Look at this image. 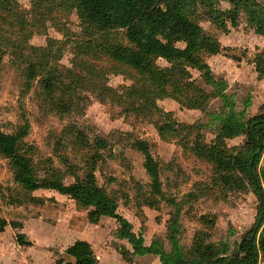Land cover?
<instances>
[{
    "label": "rangeland",
    "instance_id": "obj_1",
    "mask_svg": "<svg viewBox=\"0 0 264 264\" xmlns=\"http://www.w3.org/2000/svg\"><path fill=\"white\" fill-rule=\"evenodd\" d=\"M255 1V8L264 18V0ZM209 2L211 7L221 11L220 24L217 10L213 11V16L208 6L200 5L194 19L220 41L221 50L205 54L203 59L216 79L226 81L225 92L235 110L244 112L246 123L264 111V74L257 73L253 62L254 56L264 50V31L256 30L244 10H236L230 17L225 12L232 8L228 0ZM18 4L26 21L32 24L33 33L27 43L42 47L50 42L51 50H57L50 62L57 66V75L65 84L68 80L61 73L65 69L76 74L78 83H88L74 90L68 109L54 105L38 93L36 79L30 88L23 87L21 68L25 63L12 51V41L20 39L19 32L8 30L1 34L10 37L11 42L2 44L0 40V129L12 133L25 120L28 122L24 150L32 158L35 177L47 176L50 168L60 171L71 168L83 177L92 166L97 184L116 200L117 212L130 223L131 231L142 235L145 245L158 241L167 251L171 249L167 226L175 207L167 199H173L180 207L176 237L183 251L191 245L195 234L202 235L207 243L227 242L236 249V243L252 226L257 198L249 187L228 188L214 183L212 165L191 150L195 136L199 135L201 142H212L217 130L213 117L227 110L222 107L223 102L214 97L207 99L202 107L190 108L165 96L155 99L159 111L151 105L140 106L134 100L136 97L127 102L126 88L140 79L138 73L114 63L98 49L93 51L95 47L87 54L77 53L78 38L87 37L89 44L94 41L100 47H109V43L124 40L122 31L111 35L99 32L91 37L74 9H58L40 22L42 18L37 19L36 12L32 11L31 0H18ZM176 45L183 43L176 42ZM20 54L33 57L25 48ZM155 62L162 66L167 64L161 58ZM90 65L97 70V80L89 75ZM191 73L200 87L211 89L196 69H191ZM70 78L72 80L71 74ZM105 85L111 87V92H102ZM165 118L195 123L199 132L192 131L188 143L180 140L182 136L161 138L154 124ZM82 137L90 145H83ZM98 139L105 144L97 146ZM136 139L146 140L158 161L162 197L150 193L144 157L132 144ZM246 139L247 134H241L227 140L232 149L230 159ZM259 166L264 167V151ZM64 181L69 183L73 177L67 174ZM90 209L54 189L25 191L14 181L9 160L0 155V218L6 221L0 233V264H25L27 259L28 264H59L71 260L65 249L80 238L91 242L95 264H126L128 258L130 264H159L158 255L152 253L128 257L127 251H131L132 246L127 239L118 236L116 219L101 216L93 221L88 215ZM16 233H22L23 241L28 243L18 244ZM37 253L45 257H35Z\"/></svg>",
    "mask_w": 264,
    "mask_h": 264
},
{
    "label": "trees",
    "instance_id": "obj_2",
    "mask_svg": "<svg viewBox=\"0 0 264 264\" xmlns=\"http://www.w3.org/2000/svg\"><path fill=\"white\" fill-rule=\"evenodd\" d=\"M31 1L32 11L36 12L37 19L42 18L40 22L58 9H74L82 21L83 29L91 37L99 32L110 35L123 32L124 40L119 39L114 44L109 43V47H100L94 41L89 44L87 37L78 38L77 42L81 49L77 46V53L87 54L91 52L92 47H95L93 51L98 49L114 63L127 66L138 73L141 81L136 80L126 88L129 96L125 99L127 102L136 97L137 99L134 100L138 101L139 105H151V108L159 111L161 109L155 105V99L158 97H173L190 108L202 107L209 98H219L223 102L222 107L227 110H221L213 117L217 121L214 139L210 143H205L198 140L199 135L195 136L193 143L191 142L193 144L191 150L212 165L214 183L228 188L234 185L244 189L249 187L258 203L252 226L236 243V249L231 248L227 242L207 243L202 235L195 234L191 245L183 251L176 237L180 207L173 199H167L169 204L175 207L167 226V238L171 249L167 251L158 241L145 245L142 235L131 231L130 223L117 212L116 200L97 184L92 166L83 177L71 168L63 171L50 168L46 172V174L50 173L47 176L41 179L35 177L32 158L24 150V137L29 125L26 120L12 133L0 129V155L9 160L14 181L25 191L30 192L38 188L54 189L74 199L79 206L91 207L88 215L93 221L101 216L115 218L119 223L118 236L127 239L132 246V250L127 251L128 257L152 253L158 255L159 264H264V167L259 166L264 151V111L245 123L244 112L235 110L232 100L230 101L225 92L226 81L222 78L216 79L211 73L210 66L203 59L205 54L219 53L221 44L194 18L198 16L197 9L200 5L208 6L209 11H207L212 15L217 9L211 7L209 0ZM228 1L232 4V8L225 12L229 13L230 17L236 10H244L249 16V21L255 24L256 30L264 31V18L254 6L257 1ZM217 13V22L220 24L221 11L217 10ZM25 16L19 8L18 0H0L1 43L11 42V38L1 35L2 33L8 30L18 31L20 39L12 41V51L25 63L21 68L23 87L30 88L32 81L36 79L39 85L38 93L43 94L54 105L68 109L71 106L74 90L86 87L88 83L87 85L78 83L76 74L70 69L61 71L68 83L65 84L60 79L57 75V66L50 62L57 50H51L50 42L42 47L27 43L33 31L32 24L26 21ZM176 42H182L183 45L178 46ZM24 48L29 49L33 57H23L20 50ZM45 55L48 59L44 58ZM158 58L164 59L167 64L163 66L156 64ZM253 62L257 73L260 76L264 74V50L254 56ZM78 67L83 66L78 65ZM86 67L88 68V65ZM94 68L95 66L90 65L88 72L93 80H97L98 73ZM191 69H196L202 81L211 89L200 87L196 78H192ZM147 83L150 84L146 85ZM111 90V87L105 85L102 92H111ZM120 98L121 95L118 100ZM164 114L169 115V113ZM154 125L159 137L182 136L180 140L184 143L189 142L188 136L197 129L195 123L177 122L172 118H165L160 123L155 122ZM196 131L199 132L198 129ZM241 134H247V139L243 147L230 159L232 149L227 145V140ZM81 142L85 146L90 145L85 137L81 138ZM95 144L100 147L105 142L98 139ZM132 144L144 157L143 167L150 179V193L162 197L159 164L150 151L149 143L146 140L136 139ZM67 174L73 177V181L69 183L64 181ZM5 224L6 221L0 218V232L3 231ZM13 224L17 227L16 223ZM22 238V233H16L15 239L18 243H28ZM232 249L234 250L230 253ZM65 252L71 260L61 261L59 264H95V255L86 240H75L66 247ZM127 260L129 261L127 264H130V258Z\"/></svg>",
    "mask_w": 264,
    "mask_h": 264
},
{
    "label": "crops",
    "instance_id": "obj_3",
    "mask_svg": "<svg viewBox=\"0 0 264 264\" xmlns=\"http://www.w3.org/2000/svg\"><path fill=\"white\" fill-rule=\"evenodd\" d=\"M4 230V229H3ZM3 231H1L0 233H2ZM80 239H83V240H86V241H88L89 243H90V245H91V242L89 241V240H87V239H85V238H80ZM77 240V239H76ZM18 243V242H17ZM18 244H20V243H18ZM92 246V245H91ZM93 250V249H92ZM129 250H131V247L129 248ZM37 255H39V256H44L45 257V255H43V254H40V253H37L36 255H35V257L37 256ZM95 258H96V255H95ZM26 260V259H25ZM29 259H27L25 262V264H28L27 263V261H28ZM35 261V260H34ZM0 262H1V260H0ZM30 264V263H29ZM34 264V263H33ZM126 264H127V262H126Z\"/></svg>",
    "mask_w": 264,
    "mask_h": 264
}]
</instances>
